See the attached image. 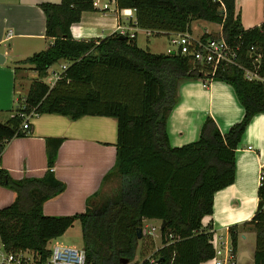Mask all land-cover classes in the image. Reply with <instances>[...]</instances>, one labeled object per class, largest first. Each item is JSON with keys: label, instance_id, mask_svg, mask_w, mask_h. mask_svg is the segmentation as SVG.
Segmentation results:
<instances>
[{"label": "trees", "instance_id": "1", "mask_svg": "<svg viewBox=\"0 0 264 264\" xmlns=\"http://www.w3.org/2000/svg\"><path fill=\"white\" fill-rule=\"evenodd\" d=\"M39 6L50 41L45 49L19 62L30 65L40 77L58 60L68 65L51 87L33 80L22 103L0 123V155L7 141L25 134L20 129L21 114L30 113L60 114L71 120L84 115L112 117L116 120V155L99 189L87 198L85 211L73 215L42 212L44 202L65 189L52 172L61 138L45 139L47 170L41 177L13 179L0 167V185L15 193L13 202L0 208V234L6 247L30 249L46 257L49 241L78 221L89 261L122 264L138 251L144 254L150 241L152 245L141 226L145 219H157L166 222L160 229L161 242L169 240L168 234L174 237L156 251L157 264H200L212 259L210 228L203 227L201 220L212 213L214 193L233 182L235 150L245 127L255 114L264 112V81L245 78L243 70L263 75L264 1L262 23L243 28L235 0H116L118 9L134 10L135 26L155 36L190 33L191 23L198 20L219 24L225 40L238 47L241 67L221 64L214 73L211 66L200 65L179 50L152 53L138 47L134 37L118 32L95 40L74 39L70 25L80 20L82 12L94 10L92 0L42 2ZM207 36L214 35L204 32L200 38ZM257 55L259 60H255ZM186 78L229 84L244 114L225 133L206 117L196 141L171 146L167 117L178 100V83ZM112 178L117 179V187L104 192ZM257 197L252 218L228 231L234 255L238 227L252 230V264H264V166ZM147 238L151 240L141 243Z\"/></svg>", "mask_w": 264, "mask_h": 264}, {"label": "crops", "instance_id": "2", "mask_svg": "<svg viewBox=\"0 0 264 264\" xmlns=\"http://www.w3.org/2000/svg\"><path fill=\"white\" fill-rule=\"evenodd\" d=\"M263 1L235 0V13L239 15L243 28L259 26L262 23ZM42 2L58 3L60 0H0V122L12 114L33 81L31 80L24 90L20 83L28 80L29 77L21 78L20 68L12 63L45 49L50 41L45 36V16L39 6ZM125 10L129 18L119 13L115 5L105 12L96 9L84 11L80 20L70 25L71 36L76 40L104 38L117 32V27L120 25L127 27L126 33H134L137 46L143 48L138 44V33H145L144 39H146V35H149L147 29L135 26L133 9ZM211 24L215 25L209 23ZM218 26L220 32L221 26L219 24ZM204 32L212 33L211 29L206 28ZM169 35L173 36V33ZM148 50L154 53L151 47ZM169 51L174 49L167 47L163 52ZM58 61H61L60 68L68 65L66 60ZM22 67L29 68L27 74L36 73L28 64H23ZM50 67L45 75L49 76L47 77L49 81H45L46 77H41V81L51 87L55 78L53 74V77L49 75ZM257 79L264 81V69L262 77ZM177 91L178 100L170 111L166 124L171 146H181L196 141L206 117H211L219 131L225 133L244 114V109L237 100L233 88L223 81L186 78L178 83ZM29 123V130L25 131L24 135L13 137L5 144L0 155V167L13 179L41 177L47 170L45 139L61 138L52 172L57 180L65 184V189L45 201L42 212L52 216L84 212L87 198L99 189L104 176L114 165L116 120L108 116L94 115H84L71 120L60 114L42 113L31 116ZM263 166L264 112L255 114L245 127L235 150L233 182L214 193L212 213L205 215L201 220L203 227L210 228L216 247H222L226 243L229 245V228L240 226L254 215ZM14 198L15 193L11 189L0 187V208L11 204ZM153 221H158L159 224L156 225L152 223ZM144 222L159 227L161 225V221L157 219H145ZM238 230V243L252 232L247 228L238 227ZM156 234L158 232L151 236L155 246L145 253L160 245V234L158 239ZM243 251L245 250L239 248L237 252L239 260L245 257L240 258ZM253 251V248L250 253L246 250L250 264H252ZM200 264H214V262L209 259Z\"/></svg>", "mask_w": 264, "mask_h": 264}, {"label": "built area", "instance_id": "3", "mask_svg": "<svg viewBox=\"0 0 264 264\" xmlns=\"http://www.w3.org/2000/svg\"><path fill=\"white\" fill-rule=\"evenodd\" d=\"M113 5L116 6V0H92L93 8L101 12L110 10ZM118 11L123 16H126V18H129V14L125 9H118ZM126 29L127 27L119 25L117 27V32L131 38L135 36L134 33H126ZM147 33L150 35L151 31L147 30ZM171 42L176 45V50H179L182 55L189 56L200 65L211 66L212 73H214L215 69L221 64H235L241 67L238 63V47L228 43L222 36L221 31L218 32L217 35L207 36L202 39L200 36L193 37L190 33H173ZM251 49H253V47H251ZM255 60H259V55L255 57ZM65 68L66 65H63L59 72L55 70L51 71L55 81L60 77ZM243 70L245 78L249 80L259 77L254 71L247 68H243ZM21 115L23 116V123L20 129L22 131H28L30 124L29 120L34 114ZM157 232L160 234L159 226L150 225L144 221L142 222L141 233L145 237H150ZM173 238L172 234H168V241L165 243L161 242L158 247L148 253L141 254L137 252L134 257L127 260L125 264H157L159 256L156 254V251L168 243H171ZM210 242H212L215 251L212 258L214 264H237L230 246L226 247L224 244L222 247H216L215 239H212V237ZM47 248L49 253L46 257H42L40 253L30 249L19 251L11 250L6 247L0 234V264H94L87 259L83 246L72 247L54 242L51 245L48 243Z\"/></svg>", "mask_w": 264, "mask_h": 264}, {"label": "rangeland", "instance_id": "4", "mask_svg": "<svg viewBox=\"0 0 264 264\" xmlns=\"http://www.w3.org/2000/svg\"><path fill=\"white\" fill-rule=\"evenodd\" d=\"M205 28L208 30L211 29L213 35H217V33L219 31L218 24L209 25L208 22L197 21V22L192 23V36L196 37L197 35L204 33ZM146 36H147L146 39H144L145 33L139 32L138 33V44L141 45L144 49H149V47H151V50L154 53H164L163 51H165L167 47L170 49H174V50H176V48H177L176 45L172 44V42H171V39L173 38L172 35L155 36V35L151 34V35H146ZM8 62H11V61H8ZM12 64H14L18 68H20L21 73H19V74H20L21 78L25 79V78L29 77L28 80L23 81V83L21 81V83H20V86L22 85L24 90L30 84L31 80H34V79L41 80L42 79L40 76L36 75V73H34V72L27 74V71L29 68L22 67V65H23L22 63L16 61ZM60 66H61V61H57L55 64H53L49 69V75L52 76V73H51L52 70L59 72L61 70ZM43 77L45 78L46 76H43ZM47 77H49V76H47ZM47 77H46L45 81H47V80L49 81V78H47ZM21 95H23V94H21ZM15 96H18V94H15ZM22 101H20V103H22ZM0 187H3L5 189L10 190V188L5 186V185H0ZM116 187H117V179L112 178L105 185L104 192L111 193ZM152 223H154L156 225L159 224L158 221H153ZM158 237H159V232H158V234H156L157 239H158ZM150 238H152V237L150 236ZM150 240L151 239L148 240V238H147V240H144V241L141 240V243L145 242V244H146ZM152 240H153V238H152ZM54 242H58V243H61L63 245L72 246V247L83 246L79 222L75 221L73 223V225L71 227H69L62 235H60V236L52 239L51 241H49V245H51ZM150 242H149V244H150ZM216 243H218V242H216ZM254 243H255V233L253 231L250 234L246 235V239L239 241L238 246H237V250H236V255L234 256V260L237 262V264H250L251 261L248 257H243L241 260H239L237 252L240 248V249H243L245 251L249 250V253H250L251 248L254 249ZM149 244H147V247L150 250L149 247L152 246V248H153L155 246L154 240H153V243L151 246H149ZM157 245H158V242H157ZM229 246H230V243H229V245L226 243V247H229Z\"/></svg>", "mask_w": 264, "mask_h": 264}, {"label": "water", "instance_id": "5", "mask_svg": "<svg viewBox=\"0 0 264 264\" xmlns=\"http://www.w3.org/2000/svg\"><path fill=\"white\" fill-rule=\"evenodd\" d=\"M171 53H174V51H171ZM1 123V122H0ZM165 225H166V222L165 221H162L161 222V225H160V228L161 229H163L164 227H165ZM140 230H138V233H137V236L138 237H140ZM243 256H245V257H249V255H248V253L246 252V251H243V252H241V254H240V258H242ZM127 262V260L126 259H123L122 260V264H125Z\"/></svg>", "mask_w": 264, "mask_h": 264}]
</instances>
